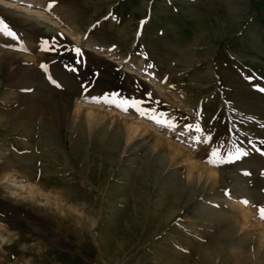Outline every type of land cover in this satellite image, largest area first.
<instances>
[{
    "label": "rangeland",
    "instance_id": "374dc122",
    "mask_svg": "<svg viewBox=\"0 0 264 264\" xmlns=\"http://www.w3.org/2000/svg\"><path fill=\"white\" fill-rule=\"evenodd\" d=\"M49 2L0 0V264H264V0Z\"/></svg>",
    "mask_w": 264,
    "mask_h": 264
},
{
    "label": "snow or ice",
    "instance_id": "6c2138e0",
    "mask_svg": "<svg viewBox=\"0 0 264 264\" xmlns=\"http://www.w3.org/2000/svg\"><path fill=\"white\" fill-rule=\"evenodd\" d=\"M57 3V0H50V2L47 4L46 10L51 12L52 9L55 7ZM29 7H33L34 5L29 4ZM115 19V17H113ZM0 33H3L5 36L11 37L14 40H18L19 37L15 31L10 29V27L0 21ZM63 36V34H60ZM87 39V37H85ZM60 47H63L55 39V37L52 38V42L50 43L49 40H42L41 42V51H59ZM68 51L74 52L76 57H82L83 53L80 48L73 47L71 49H66ZM76 63L79 64L81 61L79 59L76 60ZM40 67L43 69L45 73L48 72V65L47 64H41ZM148 67H152V65H148ZM65 68H67L69 71L76 72L77 69L75 67H69L68 65H65ZM48 79L51 81L53 85H55L57 88L62 87L60 83H58L56 80L52 79V77L49 75ZM83 88H85V91H87V88L82 85ZM174 87V85L172 86ZM25 91H30V90H25ZM260 91H264V88H261ZM148 99H136V98H125L121 97L119 93L113 92L109 94H105L101 97H89V101L92 103H103L107 105H115L116 107L120 108L124 112H128L129 109H134L136 113H138L141 117H145L151 121H153L155 124L161 126L162 128H168L169 130H175L177 127H179V123L176 120L175 117L170 116L166 112H157L156 108H145L144 105L146 103H152V94L147 93L146 94ZM157 105L160 103L158 100L154 101ZM181 119H187V117H182ZM184 127L187 129L188 132H192L193 130L195 132L201 133L202 135L204 134V129L201 127L199 123L197 124H186ZM183 134V133H182ZM195 142L199 143L201 141L200 136L194 137ZM212 141V136L211 134H207L205 143L211 142ZM183 143V141H181ZM262 144H264V141H261ZM252 147L256 151H260L259 148H256V145H252ZM264 154V153H262ZM249 155V151L245 150L244 148L240 146L235 147V151H230L227 155V158L225 159L220 155L219 149H212V151L209 154L208 159L205 161L206 163H209L213 166H218L219 163H233L236 160H240L246 156ZM248 175L249 173H245ZM228 193H225L227 195ZM244 205H249L248 200L242 201ZM259 216L261 220H264V206H259L258 208Z\"/></svg>",
    "mask_w": 264,
    "mask_h": 264
},
{
    "label": "bare ground",
    "instance_id": "6f19581e",
    "mask_svg": "<svg viewBox=\"0 0 264 264\" xmlns=\"http://www.w3.org/2000/svg\"><path fill=\"white\" fill-rule=\"evenodd\" d=\"M203 20H204V19H203ZM203 20H201V19H200V20L197 19V20L195 21V23H194V27H195V28L202 29V30H203V29H206V28L211 30V28H210L211 26H209L210 24L208 25L207 22H204ZM208 31H209V30H208ZM205 32H206V30H205ZM210 32H211V31H210ZM208 33H209V32H208ZM214 35H215V34H214ZM212 37H214V36L212 35ZM65 108H66V107H65ZM75 143H76V142H75ZM75 143H74V144H75ZM74 144H73V145H74ZM74 147H75V148H78V147H80V145L78 146V144H76V145H74ZM81 147H82V146H81ZM81 147H80V148H81Z\"/></svg>",
    "mask_w": 264,
    "mask_h": 264
}]
</instances>
